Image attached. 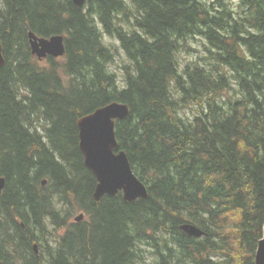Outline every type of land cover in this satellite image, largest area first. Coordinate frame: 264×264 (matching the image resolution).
Returning <instances> with one entry per match:
<instances>
[{"label":"trees","instance_id":"obj_1","mask_svg":"<svg viewBox=\"0 0 264 264\" xmlns=\"http://www.w3.org/2000/svg\"><path fill=\"white\" fill-rule=\"evenodd\" d=\"M29 32L63 35L64 57L40 63ZM0 40V264H255L264 0H0ZM189 41L206 54L182 68ZM112 102L130 109L115 134L147 199L94 200L77 122Z\"/></svg>","mask_w":264,"mask_h":264},{"label":"water","instance_id":"obj_2","mask_svg":"<svg viewBox=\"0 0 264 264\" xmlns=\"http://www.w3.org/2000/svg\"><path fill=\"white\" fill-rule=\"evenodd\" d=\"M73 1L79 7H83L86 2V0ZM29 40L32 54L40 61L48 56L58 58L65 55L64 36L40 38L29 32ZM4 62L0 41V66H3ZM129 112L130 109L126 104L112 102L81 117L77 122L79 150L83 154L84 165L97 180L93 194L96 202L105 195L117 196L119 193H122L124 201L129 203L149 197L146 185L134 174L126 152L119 150L116 139V121L127 118ZM4 187L5 179L1 178L0 195ZM83 218L84 215L81 214L75 218V221L80 222ZM182 230L193 237L204 235L200 229L188 224L183 225ZM34 248L36 249V246ZM255 264H264V227L255 255Z\"/></svg>","mask_w":264,"mask_h":264},{"label":"rangeland","instance_id":"obj_3","mask_svg":"<svg viewBox=\"0 0 264 264\" xmlns=\"http://www.w3.org/2000/svg\"><path fill=\"white\" fill-rule=\"evenodd\" d=\"M103 40L106 44L112 45V47L114 46L115 48H118V51H116L115 53V60L110 67H111V70L115 72V74L118 76L119 80L122 81L123 76H124V67L129 64V61L127 60L123 51L119 48V42L117 40H115L112 37H108L107 35H103ZM188 45L191 46L190 47L191 52L189 54H187L185 51L182 53L181 55L182 68H184L185 65L188 63H193L195 61H198L199 57H202L206 54L204 50L205 45L202 41H189ZM40 63L46 64L47 62L43 61ZM197 112H198V108L191 106L190 108L184 111V114L185 116L192 118L193 115L197 114ZM48 231H50L49 238H51L54 234H57V232L52 226L48 227ZM144 255L146 258L145 264H156L157 259H156V256L152 253V251L147 250L146 252H144Z\"/></svg>","mask_w":264,"mask_h":264}]
</instances>
